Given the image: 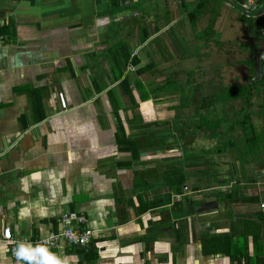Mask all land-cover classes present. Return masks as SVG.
Instances as JSON below:
<instances>
[{
  "label": "crops",
  "instance_id": "obj_1",
  "mask_svg": "<svg viewBox=\"0 0 264 264\" xmlns=\"http://www.w3.org/2000/svg\"><path fill=\"white\" fill-rule=\"evenodd\" d=\"M196 5L0 0V264H14L4 228L18 245L35 248L38 237L62 229L66 212L84 214L95 236L88 248L60 243L52 253L59 264H256L212 253L206 240L224 239L237 253L246 235L254 256L252 231L256 224L264 231V151L245 157L243 144L230 148L223 167L212 153L195 155L199 145L168 140L160 125L147 127L156 112L158 120H173L179 109L171 107L180 102L172 100L180 96L155 102L147 86L150 99L142 101L136 84L159 85L177 74L195 85L202 70L225 80L229 67L250 58L257 44L245 12L241 17L228 1L212 0L195 17ZM209 27L216 37H200ZM243 29L252 43L235 63L231 46ZM124 46L138 64L124 66ZM145 66L151 70L136 73ZM122 67L139 107L120 87ZM119 123L138 141V157L120 149ZM185 146L194 155L186 156ZM180 175L186 180L179 190ZM84 248L96 253L92 263Z\"/></svg>",
  "mask_w": 264,
  "mask_h": 264
},
{
  "label": "trees",
  "instance_id": "obj_2",
  "mask_svg": "<svg viewBox=\"0 0 264 264\" xmlns=\"http://www.w3.org/2000/svg\"><path fill=\"white\" fill-rule=\"evenodd\" d=\"M210 1L212 0H197V5H196L197 8L193 12L194 16L197 17L198 15H200V13H202V11H204V9L208 7ZM235 1L238 4H240L243 3L245 0H235ZM253 19L254 17L248 16L247 14H245L243 17L244 23L248 24L250 29L253 31V34L256 37V39H259L261 41L262 27L256 23H253ZM208 36L216 37L212 27L207 28L201 34L200 37L207 39ZM216 41L218 46L222 44L218 37L216 38ZM122 51L123 52H121L122 53L121 57L124 61V66H126L125 64H127V62H129L130 60H132L134 64H138L139 60L137 59V57L133 56L132 53L130 52H126L125 46L123 47ZM256 52H257V46L253 47L250 50L252 56L248 60H242L240 62H237L240 65L244 64L248 66L249 77L247 78V80L257 75V68L254 61V55ZM150 68H151L150 66L137 68L136 73L142 75L147 71L151 70ZM125 72H126V67H122L119 69V76H120L119 78H121L120 87L123 89V92L126 95H128V97L131 99L133 106L139 107V104H137L135 100V96L133 94L130 77L126 75ZM136 84H137V88L139 89L142 101H146L150 99L149 90L148 91L146 90L148 86V88L151 89L150 92L152 93L155 102L163 101L164 98L166 99L165 96H170V98H172L175 97L173 95H178L180 96L181 102L176 106H172L171 109H182L190 105V102L184 101V96L186 95V89H184L183 85L178 80L167 78L163 83L159 85L156 83L151 85L149 84L144 85L140 80L139 81L136 80ZM261 84H263L261 79L253 80L251 83H248V81H246L244 84L223 86L221 91L214 92V95H212V97H210V95L207 98L206 96H204L205 107H209L210 105H219V104H221L223 107H226L227 104L232 103V105H234L232 109L234 110L238 109V111L234 112V114L236 115L234 118L236 119L234 120L233 123H230V126L228 125L229 126L228 129L232 131L235 127L241 129L244 140L243 145L245 146V149L244 150L240 149L241 147L240 145L242 144H231V140H229L228 144H220L217 148L204 150L202 151V154H207V155L210 153L215 154V152L225 153L226 151H228V149L234 148L235 151H239L240 149L241 150L240 152L244 154L245 157L249 155L253 157H257V155L259 154L258 152L264 151V145H263L264 137L257 128L256 122L253 119V116L256 113L252 110V106L255 105L254 95L255 94L258 95V93H260ZM196 88L197 86H193L190 84L187 90H189V92H193L194 90H196ZM162 95H165L164 98ZM236 102L238 104L237 107H236ZM262 106H264V103ZM114 111L115 113H117L118 109L116 108ZM226 121L229 123L231 121V118L226 120L219 117L216 121L213 120L211 121L208 117L204 116L200 124L198 123L195 124L200 125L201 127L220 129V126ZM188 124L189 123H187V125ZM159 125H161V123H159ZM174 126L176 129L180 128V122L175 121ZM117 138L120 145V149L122 151H129L132 153L133 156L138 157V149L136 146V144H138V141L127 137L124 127L120 123L118 126ZM158 144H163V140L159 139ZM193 151L194 150L192 148H187L185 146L186 156H192V154L194 155ZM185 180L186 177L180 175V179L178 180L179 182L175 183L178 186L179 190L180 187H182V185L185 183ZM252 235L254 238V245H255V254L253 257H250L248 253V248L246 246L247 244L246 235H245V243H244L245 249L244 251L241 252L237 251V253L234 252L231 247L227 248V242L224 239L218 241L212 238L206 241H207V245H210L213 248L212 250H210L212 253L214 252L226 253L230 255L234 261H238L237 263H240V257H244L248 261L255 260L256 264H263L264 263V231L262 229L261 224L255 225V228L252 231ZM88 246L90 245H87L85 247L88 248ZM83 250H84L83 252L85 253L88 249L86 250V248H84ZM87 253H88L87 261L88 263H92L96 258V253L89 251H87Z\"/></svg>",
  "mask_w": 264,
  "mask_h": 264
},
{
  "label": "flooded vegetation",
  "instance_id": "obj_3",
  "mask_svg": "<svg viewBox=\"0 0 264 264\" xmlns=\"http://www.w3.org/2000/svg\"><path fill=\"white\" fill-rule=\"evenodd\" d=\"M264 17V15L258 16V17ZM263 30L264 26L261 28L262 32V39L261 41L259 39H256L255 36L252 38L255 39V44H257V49L260 46V43L263 40ZM250 37L241 44L242 50L246 49L248 46L251 45L250 43ZM262 75L259 78H256V76L250 78L247 80L249 76L244 77V80L240 83L239 79L236 80L235 83L229 82L225 83L223 79H215L212 77H207L206 73L207 70H202L199 73H203L202 77H198L195 80L198 81L195 85L197 86L196 90L193 92H189L187 88L190 84H187V81L183 78H180L178 81L183 85L184 89H186V95L184 96L185 102H190V105L186 108L179 109L181 113L177 114L173 120H167L164 122V129L166 138L168 140H174L178 141L179 144H197L200 146V150L196 151L197 153L195 155L203 156L205 154H202V151L206 149V145L211 144L214 148H217L220 144H228L229 140H231V144H244L243 140V134L240 128L235 127L232 130H229L230 123H233L236 118H234L236 115L234 114L235 111H238V109L234 110L232 109L234 105L232 103L227 104L226 107H223L221 104L219 105H210L209 107L204 106V96L206 98L210 95H214V92L221 91L223 86L228 85H234V84H244L246 81L248 83H251L253 80L261 79L262 83L260 85V93L254 95V102L255 105L252 106V110L256 113L253 116L254 121L256 122L257 118L260 119L262 122L260 126L257 125V128L259 129L260 133H262L264 137V57L262 58ZM244 66V64L239 65ZM249 74V72H248ZM258 74V72H257ZM177 77L174 75L172 79L176 80ZM186 81V82H185ZM185 82V83H184ZM192 85V84H191ZM191 94V95H190ZM181 102V100H180ZM258 104V105H257ZM236 102V107H237ZM188 111L187 113L185 111ZM261 112V113H260ZM259 113V114H258ZM208 117L211 121H216L219 117L222 119L228 120L231 118V121L228 123L227 121L223 123L220 126V129H211L210 127H201L200 125H197L195 123L200 124L202 122L203 117ZM179 121L180 122V128L176 129L174 126V122ZM187 123H189L187 125ZM229 125V126H228ZM204 141L207 143L204 144ZM264 145V143H263ZM241 146V145H240ZM227 155V153H217L213 154V159H215V163L218 167H223L225 165V161H219V159H223ZM219 158V159H218Z\"/></svg>",
  "mask_w": 264,
  "mask_h": 264
},
{
  "label": "built area",
  "instance_id": "obj_4",
  "mask_svg": "<svg viewBox=\"0 0 264 264\" xmlns=\"http://www.w3.org/2000/svg\"><path fill=\"white\" fill-rule=\"evenodd\" d=\"M240 5L243 9L249 12L256 11L263 7L260 5L256 6L254 0H245L243 3H240ZM247 15L249 16L250 14ZM261 15H264V12L258 14V16ZM3 42L4 36L0 31V44ZM58 99L61 104V108L66 110L68 108V104L63 92H59ZM261 206L264 207V204ZM61 223L62 229L59 232L52 231L46 236L38 237L34 241V245L44 247L50 254H52L62 242L77 246H87L92 242V239L95 236V230L88 225V219L84 214L78 212H66L61 216ZM2 235L4 241L10 244L9 252L14 257V264H25L23 260H17L14 255L18 242L14 239L11 228H4Z\"/></svg>",
  "mask_w": 264,
  "mask_h": 264
},
{
  "label": "rangeland",
  "instance_id": "obj_5",
  "mask_svg": "<svg viewBox=\"0 0 264 264\" xmlns=\"http://www.w3.org/2000/svg\"><path fill=\"white\" fill-rule=\"evenodd\" d=\"M247 1H250V0H247ZM254 2H255V5L256 6H258V4H260V0H254ZM261 9H258V10H256V11H253V13H251L249 16H252V17H254V19H253V23H256V24H258L259 26H261V27H263L264 26V17L262 16V17H258V13H259V11H260ZM235 13L237 14V15H240L241 17L244 15V10H243V8H236V10H235ZM263 25V26H262ZM236 36L238 37L236 40L234 39L233 40V45L234 46H231V47H233L234 49H235V51H234V54H233V57H232V60H234L235 61V63L239 60V59H244V58H246V56H248L247 55V53H245V51L244 50H242L241 49V46L239 45V43H242L243 44V42L245 41V40H247V34H246V31H244V29L243 30H240V31H237V34H236ZM218 49H219V51H220V48L218 47ZM252 55L250 54L249 55V57H251ZM228 71H229V78H226L224 81H225V83H229V82H233V83H235L236 82V80L237 79H239V82L241 83L243 80H244V77H246V76H248V72L246 71V68H245V66H239V64H235L233 67H229L228 69H227ZM212 75V73L211 72H209V74L207 75V77L209 78L210 76ZM174 103H179L180 102V99H174V100H172ZM172 103V102H171ZM187 111V110H186ZM180 111H174L173 113L171 112L170 113V116L172 117L173 115V117H175L176 115H177V113H179ZM158 115H157V112L154 114V118H156V120H158V118H159V116L157 117ZM172 117V118H173ZM160 120H158L159 122H157L156 120H154V121H150L148 124H147V127H150L152 124H154V126H158L159 125V123H161V127L162 128H164V121H166V119L168 118V115L166 114V115H162V116H160ZM261 121H260V119L259 118H257V120H256V125H258V126H260L261 125ZM207 142L206 141H204V144H206ZM208 145H206V147H207ZM227 155H225V157L221 160V159H219V161H226V159H227Z\"/></svg>",
  "mask_w": 264,
  "mask_h": 264
},
{
  "label": "clouds",
  "instance_id": "obj_6",
  "mask_svg": "<svg viewBox=\"0 0 264 264\" xmlns=\"http://www.w3.org/2000/svg\"><path fill=\"white\" fill-rule=\"evenodd\" d=\"M38 174H34L33 179H36ZM17 260H23L25 264H59V261L50 254L46 248L41 246H25L18 245L14 251Z\"/></svg>",
  "mask_w": 264,
  "mask_h": 264
},
{
  "label": "water",
  "instance_id": "obj_7",
  "mask_svg": "<svg viewBox=\"0 0 264 264\" xmlns=\"http://www.w3.org/2000/svg\"><path fill=\"white\" fill-rule=\"evenodd\" d=\"M226 1H228L232 6H234L236 8H242V6L240 4H238L235 0H226ZM243 10H244L245 14L253 13V11L249 12L245 9H243ZM263 12H264V5L258 14L263 13ZM263 53H264V30H263V40L260 43V46L258 47L257 52L254 55V61H255L256 68H257V72H258L256 78L261 77L262 72H263L262 67H261V60L263 58Z\"/></svg>",
  "mask_w": 264,
  "mask_h": 264
}]
</instances>
